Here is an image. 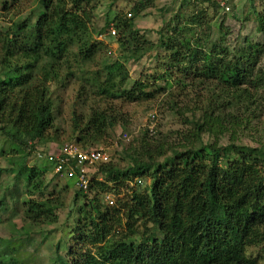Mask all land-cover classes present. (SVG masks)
<instances>
[{
	"label": "trees",
	"instance_id": "16d2710c",
	"mask_svg": "<svg viewBox=\"0 0 264 264\" xmlns=\"http://www.w3.org/2000/svg\"><path fill=\"white\" fill-rule=\"evenodd\" d=\"M22 1L5 0V8ZM204 1L224 10L216 0ZM92 2L41 0L44 10L34 23L31 14L0 29V151L11 164L0 166L2 195L23 174V219L58 220L64 202L45 194L43 169L29 164L56 125L53 85L79 79L77 97L84 105L97 101L86 114L73 110V133L86 149L119 123L126 125L112 102L152 101L170 91L165 102L190 130H177L175 140L171 131L158 136L146 131L123 150L126 166L112 160L97 165L105 180L92 178V198L78 190L75 199L82 193L86 202L79 207L74 244L51 264H264V7L253 5L263 41L246 37L230 45L224 23L219 39H209L211 25L203 29L201 13L172 19L154 42L136 25L141 9L135 6L134 17H109L98 32L113 24L120 54L92 69L101 44L92 36ZM157 48L166 53L165 73L129 88L127 64ZM154 78L166 83L152 84ZM171 79L174 85H168ZM142 178L151 180L147 190L131 186ZM111 182L117 194L124 191L114 205L101 196L113 189ZM5 205L1 199L0 208ZM10 247V241L0 246V264H21L17 256L2 258Z\"/></svg>",
	"mask_w": 264,
	"mask_h": 264
},
{
	"label": "rangeland",
	"instance_id": "374dc122",
	"mask_svg": "<svg viewBox=\"0 0 264 264\" xmlns=\"http://www.w3.org/2000/svg\"><path fill=\"white\" fill-rule=\"evenodd\" d=\"M10 4L11 0H7ZM231 11L224 12L221 8L216 9L214 6L205 3L204 0H93L92 6L94 11V26L92 30L93 40L100 42V50L92 62V69L101 67L105 62L115 59L119 53L117 42L118 34L112 33L116 29L113 24L110 25L109 31L100 34L108 18H113L117 14L131 15L132 8L137 6L141 9L140 14L135 17L136 25L144 32L146 37L154 42L158 41V31L163 29L168 31L167 25L172 19H182L187 15L199 14L205 16L203 29L210 27L211 36L209 39L218 40L221 36L220 25L224 23L225 29L229 31L228 42L234 45L237 39L248 37L253 41L262 42L263 36L256 30V22L253 14V5L259 10L264 7V0H230ZM44 10L41 0H23L21 4L16 3L9 9L5 8V0H0V29L7 26L10 22L21 20L24 17L33 15L32 23L36 21V16ZM20 13L18 15H15ZM203 13V14H202ZM226 31V30H224ZM166 53L162 49H156L148 52L140 61L129 62L127 67L130 72L128 87L132 88L134 82L138 79H146L161 76L165 73L163 63L166 62ZM148 75V76H147ZM79 79H73L66 87H52L56 103L59 105L56 109V125L52 132L47 136L30 157V166H39L43 169L48 182V189L45 194L51 198L55 197L64 202V205L56 211L58 220L55 223L31 224L23 219L25 205L23 200L27 198V185L24 181V175L19 180H13L10 186L5 188L4 194L0 191V200L6 202L4 208H0V246H5L10 241V246L17 248L13 252L10 247V253L6 259L19 257L21 264H51L59 254L65 255L69 246L74 244L73 230L78 221L79 207L82 206L86 199L84 194L80 193L78 199H75L78 188L74 185L73 180L67 177L55 176L53 168L56 165L60 149L65 144L76 142L78 133H73L72 117L73 110L77 113H88L92 105L97 101L88 100L84 105L78 96ZM152 84L164 85L163 80L151 81ZM174 79L168 82V85H174ZM152 88H155L153 86ZM150 88V89H152ZM158 94L152 101H142L126 103L121 99L112 102L113 105L125 116L126 125L119 123L115 130L109 131L105 139L94 145L105 146L109 148L112 154V162L119 167L126 166L128 159L123 155V150L132 142H138L139 138L146 131L150 135L158 136L162 133L168 134L175 140L177 130H190V125L180 121L175 111L172 110L165 102L168 93ZM195 99V94L191 93L190 97ZM100 106L102 105L99 103ZM125 134L128 138L125 139ZM208 140V136H204ZM229 138L222 139V143H227ZM1 140V139H0ZM248 141L249 139H245ZM17 156L16 154H13ZM0 166L11 167L0 151ZM98 166L92 168L93 180H105V177L99 173ZM26 174V173H25ZM27 175V174H26ZM13 174L9 175V179ZM140 181V182H139ZM131 186H136L140 190H147L151 184L149 178L136 179L130 182ZM113 189L102 193L103 203L109 204L108 197L115 200L123 196V192L116 193L115 184L109 183ZM2 185L0 184V190ZM16 190L21 192V195ZM50 194H52L50 196ZM89 198H92L95 191L87 192ZM88 198V199H89ZM39 199V198H36ZM43 200V199H42ZM16 214V215H14Z\"/></svg>",
	"mask_w": 264,
	"mask_h": 264
},
{
	"label": "built area",
	"instance_id": "2783aa9c",
	"mask_svg": "<svg viewBox=\"0 0 264 264\" xmlns=\"http://www.w3.org/2000/svg\"><path fill=\"white\" fill-rule=\"evenodd\" d=\"M216 1L219 2L224 12L231 11L230 0ZM116 32V29L113 28L112 33L116 34ZM125 137V139L128 138L127 134H125ZM111 160L112 154L108 147L97 146L86 149L78 142H71L60 149V155L54 167V174L72 179L79 190L87 193L92 180V168L99 164L108 163ZM108 199L109 205L115 204V200L110 196Z\"/></svg>",
	"mask_w": 264,
	"mask_h": 264
}]
</instances>
